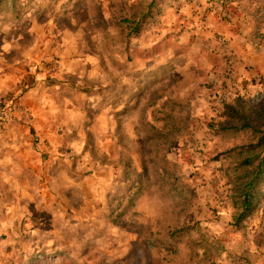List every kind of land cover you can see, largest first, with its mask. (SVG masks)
I'll return each mask as SVG.
<instances>
[{
  "label": "rangeland",
  "instance_id": "obj_1",
  "mask_svg": "<svg viewBox=\"0 0 264 264\" xmlns=\"http://www.w3.org/2000/svg\"><path fill=\"white\" fill-rule=\"evenodd\" d=\"M235 97L264 99V0H2L0 264H264L209 127Z\"/></svg>",
  "mask_w": 264,
  "mask_h": 264
},
{
  "label": "trees",
  "instance_id": "obj_2",
  "mask_svg": "<svg viewBox=\"0 0 264 264\" xmlns=\"http://www.w3.org/2000/svg\"><path fill=\"white\" fill-rule=\"evenodd\" d=\"M144 17L145 14L140 15L139 21ZM168 102L171 104L166 103L159 107V115L156 116V120L163 123L154 128L155 155L164 147L167 150L173 149L178 136L183 132V118L175 113L177 101ZM223 105L225 119L218 126L210 124L209 127L224 138L239 139L218 158L222 159L220 170L231 192L229 198L233 203L232 220L235 225L240 226L264 203V99L257 104H251L235 97L231 101H223ZM158 136L161 141L157 139ZM165 158L163 155L162 160L165 161ZM174 173V170L168 168L162 181L166 180V176L175 181Z\"/></svg>",
  "mask_w": 264,
  "mask_h": 264
}]
</instances>
